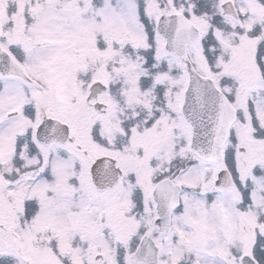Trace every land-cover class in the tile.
Listing matches in <instances>:
<instances>
[{"label": "snow or ice", "instance_id": "obj_1", "mask_svg": "<svg viewBox=\"0 0 264 264\" xmlns=\"http://www.w3.org/2000/svg\"><path fill=\"white\" fill-rule=\"evenodd\" d=\"M0 264H264V0H0Z\"/></svg>", "mask_w": 264, "mask_h": 264}]
</instances>
